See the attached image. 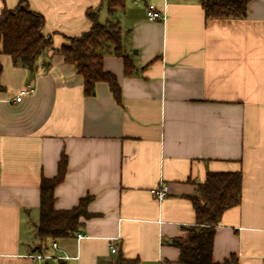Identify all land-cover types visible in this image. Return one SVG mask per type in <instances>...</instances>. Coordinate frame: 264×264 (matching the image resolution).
<instances>
[{
  "label": "crops",
  "instance_id": "0c3cea01",
  "mask_svg": "<svg viewBox=\"0 0 264 264\" xmlns=\"http://www.w3.org/2000/svg\"><path fill=\"white\" fill-rule=\"evenodd\" d=\"M19 3L0 0V16ZM28 3L45 16L55 50L32 69L0 52V264H182L174 239L188 240L196 224L199 183L235 171L241 201L216 226L213 261L264 264V0H249L244 18H207L203 0H126L113 15L105 0ZM149 4L165 18L150 20ZM89 8L125 32L135 71L126 74L122 56L103 60L121 101L104 81L87 96L83 75L58 51L90 30ZM27 83L36 91L17 101ZM63 153L54 207L89 196L91 215L76 233L42 241L40 182L58 174ZM164 184L159 199L152 190Z\"/></svg>",
  "mask_w": 264,
  "mask_h": 264
},
{
  "label": "trees",
  "instance_id": "16d2710c",
  "mask_svg": "<svg viewBox=\"0 0 264 264\" xmlns=\"http://www.w3.org/2000/svg\"><path fill=\"white\" fill-rule=\"evenodd\" d=\"M249 0H203L207 18L228 17L244 18L247 15ZM108 10L113 15L124 10L126 0H105ZM14 9H2L0 16V52L11 55L18 66H35L39 57L47 51L55 50L53 37L44 34L45 16L33 8L28 0H20ZM98 8H89L87 16L92 20L90 30L79 36L69 37L58 51L66 62L72 63L77 72L84 77V93L94 95L96 84L104 81L116 100L121 101V85L116 75L104 68L106 55L122 56L126 74H132L136 66L126 51L124 30L119 20L109 19L101 22ZM50 66V61L46 62ZM3 66L0 64V81ZM0 82V89H3ZM68 158L65 153L59 160L58 174L52 178L43 177L40 182L41 216L38 223V237L42 241L49 238L66 237L76 233L82 225L80 218L89 217L90 197L70 209L57 210L54 207L55 187L65 178ZM242 193V173L210 172L207 180L198 185L197 194L192 196L197 221L190 225L189 238H176L174 243L180 248L182 264H221L213 261V243L217 224L223 213L240 203ZM136 260L119 257L112 264H134ZM223 264H237V256L232 255Z\"/></svg>",
  "mask_w": 264,
  "mask_h": 264
},
{
  "label": "built area",
  "instance_id": "2783aa9c",
  "mask_svg": "<svg viewBox=\"0 0 264 264\" xmlns=\"http://www.w3.org/2000/svg\"><path fill=\"white\" fill-rule=\"evenodd\" d=\"M147 16L150 20H160V19H164L165 18V12L157 9V7L153 4H149L148 7H147ZM36 91V87L34 84L32 83H27L21 90L20 92L18 93L17 97H16V100L17 101H21L22 97L24 95H27V94H32ZM3 184V180H2V177L0 176V187L2 186ZM168 190H169V185L168 184H164L158 188H154L152 191L157 195V197L159 199H164L165 196L167 195L168 193ZM84 235H82L81 233L78 234V237H82ZM53 247H57V243L56 242H53L52 244ZM116 247H112V251L113 252H116ZM39 258H42V257H46V258H51V257H55L54 255H51L49 253H46V254H37L35 255Z\"/></svg>",
  "mask_w": 264,
  "mask_h": 264
},
{
  "label": "rangeland",
  "instance_id": "374dc122",
  "mask_svg": "<svg viewBox=\"0 0 264 264\" xmlns=\"http://www.w3.org/2000/svg\"><path fill=\"white\" fill-rule=\"evenodd\" d=\"M55 264V263H54Z\"/></svg>",
  "mask_w": 264,
  "mask_h": 264
}]
</instances>
